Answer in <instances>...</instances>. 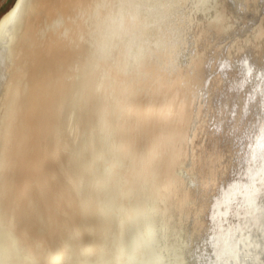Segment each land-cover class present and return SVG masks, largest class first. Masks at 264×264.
<instances>
[{
    "label": "rangeland",
    "instance_id": "obj_1",
    "mask_svg": "<svg viewBox=\"0 0 264 264\" xmlns=\"http://www.w3.org/2000/svg\"><path fill=\"white\" fill-rule=\"evenodd\" d=\"M14 2L0 0V16ZM127 13L135 22L125 23ZM108 21L98 31L104 42L99 54L123 53L125 73L146 85V102L164 103L163 114L172 111L165 131L173 140L150 164V128L128 148L121 131L107 130L94 161L102 152L105 157L91 178L98 218L87 222L83 236L68 226L51 241L50 251L70 231L78 255L59 264H81L86 252L87 264H264V0H118ZM188 129L196 142L186 145L181 137ZM86 138L77 134L76 158L89 153ZM208 154L218 155L214 167L219 168L209 187L213 162L201 160ZM229 186L236 189L227 199ZM13 217L10 213L8 220ZM43 229L36 228L38 237ZM37 239L15 238L19 254L32 250L29 242ZM97 243L98 249L90 250ZM121 254L125 258L119 261Z\"/></svg>",
    "mask_w": 264,
    "mask_h": 264
},
{
    "label": "bare ground",
    "instance_id": "obj_2",
    "mask_svg": "<svg viewBox=\"0 0 264 264\" xmlns=\"http://www.w3.org/2000/svg\"><path fill=\"white\" fill-rule=\"evenodd\" d=\"M117 1L15 0L0 16V264H59L78 255L71 247L70 231L60 239V247L50 251L49 246L68 226L85 235L87 222L98 218L97 186L91 178L97 162L105 157V152L98 153L94 161L95 150L103 151L100 141L107 130L121 131L128 148L137 146L142 134L150 128L147 134L153 146L150 164L160 159L172 139L165 131L172 111L163 114L164 103H147L142 92L146 85L125 73L123 53L115 52L113 56L112 49L110 53L99 54L104 42L98 40V31L103 21L107 23ZM135 20L131 13L124 19L128 24ZM158 92L155 87L154 95ZM184 116V111L178 115L179 129ZM79 133L89 139L90 147L81 159L75 156L80 146ZM181 140L186 145L196 142L190 129ZM208 155H201V160L213 162L214 179L206 183L209 187L215 185L219 168L214 167L218 155ZM235 189L226 188L227 199L232 198ZM252 190H247L248 197ZM10 213L14 214L12 222L8 220ZM20 222L19 228L13 227ZM40 225L45 232L38 237L35 230ZM100 227L95 224L98 232ZM17 237L38 239L36 244L29 242L32 250L21 255L14 242ZM94 249H98V243L90 248ZM88 254L85 253L81 264H87ZM124 258L121 254L118 260Z\"/></svg>",
    "mask_w": 264,
    "mask_h": 264
},
{
    "label": "crops",
    "instance_id": "obj_3",
    "mask_svg": "<svg viewBox=\"0 0 264 264\" xmlns=\"http://www.w3.org/2000/svg\"><path fill=\"white\" fill-rule=\"evenodd\" d=\"M3 11V10H2Z\"/></svg>",
    "mask_w": 264,
    "mask_h": 264
}]
</instances>
